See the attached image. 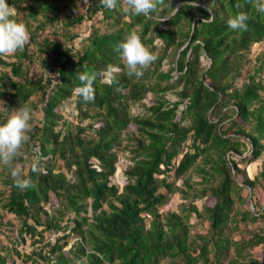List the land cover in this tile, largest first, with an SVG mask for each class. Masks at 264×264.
<instances>
[{"label": "trees", "instance_id": "obj_1", "mask_svg": "<svg viewBox=\"0 0 264 264\" xmlns=\"http://www.w3.org/2000/svg\"><path fill=\"white\" fill-rule=\"evenodd\" d=\"M79 1L8 0L31 40L7 56L13 60L0 56L7 70L0 74V100L9 111L32 110L33 130L18 163L33 186L16 187L12 169L0 166V264L16 258L27 264H260L252 251H264V207L253 197L264 188V164L253 179L239 165L264 152V13L250 0H170L169 6L165 0L158 23L125 13L122 0L112 10L99 0ZM238 11L249 15L247 31L227 26ZM131 31L157 56L140 78L128 75L117 47ZM258 45L263 50L254 55ZM34 64L41 70L32 79ZM109 65L120 71L104 82ZM84 71L98 73L95 99L87 103L75 92ZM169 94L177 100L170 102ZM67 103L74 125L61 111ZM133 106L142 111L131 113ZM123 134L131 140L125 147L130 163L119 188L111 178ZM243 188L251 191L254 212L236 206L246 204L238 196ZM176 194L180 209L161 211ZM197 199L206 200L201 209ZM4 213L16 221L18 243L26 244V235L33 250L21 255L1 246ZM192 216L205 233H192ZM240 224L257 226L236 239Z\"/></svg>", "mask_w": 264, "mask_h": 264}, {"label": "clouds", "instance_id": "obj_2", "mask_svg": "<svg viewBox=\"0 0 264 264\" xmlns=\"http://www.w3.org/2000/svg\"><path fill=\"white\" fill-rule=\"evenodd\" d=\"M84 2H88V0H84ZM122 2L123 10L127 14L144 16L158 23L162 21L159 15V6L164 5L165 0H122ZM250 2L254 3L259 12L264 13V3H260L259 0H250ZM169 3L170 0H168V6ZM99 4L112 10L116 7L117 0H99ZM190 5L198 6L195 2ZM175 10L179 9L175 8ZM19 15L16 7L9 5L7 0H0V56H12L18 51L24 50L30 43V31L28 26L18 19ZM248 20L249 15L246 12L238 11L227 20V26L233 31H247ZM117 47L129 76L142 77L144 71L157 59L156 54L142 42L141 36L136 31L129 32L125 40ZM118 71L120 69L113 65H109L106 69L109 78H114L112 74ZM47 74L49 75V73ZM97 75L98 73L95 71H84L78 74L80 83L75 88V92L85 103L95 99L93 85ZM0 113L6 117L5 121L0 123V165L12 169L16 187L21 190L32 187V181L21 176L22 166L18 163L23 155L22 150L30 141L29 134L33 130L32 110L29 107L20 106L16 110L9 111L6 102L0 100ZM33 170H37L36 165L33 166Z\"/></svg>", "mask_w": 264, "mask_h": 264}, {"label": "rangeland", "instance_id": "obj_3", "mask_svg": "<svg viewBox=\"0 0 264 264\" xmlns=\"http://www.w3.org/2000/svg\"><path fill=\"white\" fill-rule=\"evenodd\" d=\"M84 0H80L79 3H83ZM7 3H8V0H7ZM86 3V2H84ZM81 7L83 6V4L80 5ZM84 25V24H82ZM59 29H60V26H59ZM78 29V28H77ZM75 30V32L79 31L78 30ZM80 36V35H79ZM86 38V33H81V36L78 37L77 39L74 40L73 42V47L75 49H79L81 48V44H82V41ZM50 39H53V37H51ZM187 46V45H186ZM263 50V46H256V51L254 52V55H257L258 52L260 53V51ZM159 50H156V52H158ZM2 57V60L3 61H11L13 59L11 58H7V56H1ZM172 58H173V54L172 56L170 55L169 58L165 59L163 62H162V69L166 70L168 69L169 67V62L172 61ZM201 64L202 65H206L207 64V61L206 60H202L201 61ZM37 65L34 64V66L31 68L30 70V74H29V77L30 78H37L40 76V73H39V70H41L40 68L37 70ZM4 74V73H7V70L4 69L2 67V65H0V74ZM263 81H264V78H262ZM109 77L108 75H104V82H108ZM243 80H236V85L237 87H240L242 85V82ZM167 99L170 101V102H174L176 101V97L173 95V94H169L167 96ZM31 101H35L36 100V97L35 96H32L30 98ZM152 102V96H147L146 100L144 101L145 105L146 106H149V104H151ZM182 107L183 105H180L179 106V109L182 110ZM61 111L63 113V116H64V119L73 124L75 123V113H74V110H73V104L72 103H67V104H64L61 108ZM142 111V108L139 106H133L131 107V113L133 114H137V113H140ZM1 117L3 119L4 115L3 113H0V122L2 121L1 120ZM88 122L85 121L84 124H87ZM134 130V127L133 126H130L129 127V130H128V133L129 135H132L133 134V131ZM131 143V140H128V138L126 137L125 134L122 135V141H121V145L119 146V148L116 149V153H117V157H118V160H117V165H116V172L115 174L112 176L111 178V183L112 184H116L119 188L123 185V183L125 182L124 180V170L126 168L127 165H129V160H128V157L130 154H128V151H126V148L125 147H128ZM126 144H128L126 146ZM262 164H264V152H263V155L258 158V160H256L255 162L251 163L250 165L244 167V165H239L240 168H243L246 172V174L248 175V177L250 179H253L257 173L261 170V166ZM1 166V165H0ZM0 171H1V167H0ZM199 178H195L194 181H197ZM0 181H2V178L0 177ZM236 182L237 184L239 185V187H242V181H241V178L240 179H236ZM0 189H1V186H0ZM238 196L239 198H242V199H245L246 200V204L245 205H241L239 204V202L237 201L236 202V206H238L239 208L243 209L244 211H252L254 212V207H253V204L252 202L249 200V197L251 198V191L247 188H243L242 190L238 191ZM237 196H235V199ZM253 200L257 202V205L259 208L261 207H264V188H256L255 189V197H253ZM206 200L205 199H202V200H195L193 203L194 205L197 206L198 209H201L203 203H205ZM182 200L180 198L179 195H174L173 198H171L170 202H168L167 204H165L162 208H161V211H178V209H180V205H182ZM209 205H213V201H209L208 202ZM0 212H3L2 209L0 208ZM4 217L2 218V222H3V225L1 226L3 232L1 233V237H2V242H1V246L3 244H8V246H11L12 249L15 248L17 251H19V253L21 255H23V253H25L26 251H31L33 250V248L31 247V244H30V239L28 236L24 235L25 239H26V244H22L20 245L18 243V239L16 237V230H17V225H16V221L12 219V217L7 214V213H4L3 214ZM7 223H10L7 224ZM262 223V220H259L257 225L261 224ZM190 224L193 226L192 228V233L193 234H197V233H205V229H206V225L204 223H200L199 221H197L193 216L190 220ZM257 225H243V224H240L238 226L239 230H240V233L236 234V239H238L240 236H245L246 238L248 237L247 235V232L250 231L253 227H256ZM45 237L46 239H48L51 243L54 242V239H55V236L52 235V236H49L48 234H45ZM68 249V248H66ZM66 251V250H65ZM252 254L254 255V259H257L259 261L260 264H264V251L262 249V247H257L255 249H253L252 251ZM14 264H27L26 262H24L22 260V258H16L14 260ZM10 263V261L8 262ZM79 264V263H77Z\"/></svg>", "mask_w": 264, "mask_h": 264}, {"label": "water", "instance_id": "obj_4", "mask_svg": "<svg viewBox=\"0 0 264 264\" xmlns=\"http://www.w3.org/2000/svg\"><path fill=\"white\" fill-rule=\"evenodd\" d=\"M249 200H250V197H249ZM251 201V200H250Z\"/></svg>", "mask_w": 264, "mask_h": 264}]
</instances>
